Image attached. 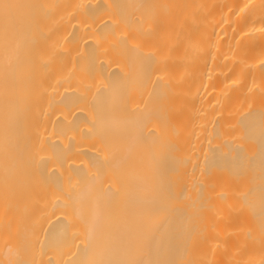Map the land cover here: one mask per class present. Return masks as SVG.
Listing matches in <instances>:
<instances>
[{
    "label": "bare ground",
    "instance_id": "bare-ground-1",
    "mask_svg": "<svg viewBox=\"0 0 264 264\" xmlns=\"http://www.w3.org/2000/svg\"><path fill=\"white\" fill-rule=\"evenodd\" d=\"M0 264H264V0H0Z\"/></svg>",
    "mask_w": 264,
    "mask_h": 264
}]
</instances>
